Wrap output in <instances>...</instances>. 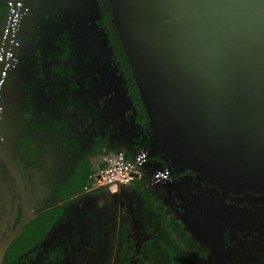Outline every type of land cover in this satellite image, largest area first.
Here are the masks:
<instances>
[{
	"label": "water",
	"instance_id": "obj_1",
	"mask_svg": "<svg viewBox=\"0 0 264 264\" xmlns=\"http://www.w3.org/2000/svg\"><path fill=\"white\" fill-rule=\"evenodd\" d=\"M9 1L0 80L19 4ZM109 3L148 116V155L158 153L172 172L194 171L218 187L264 192V0ZM0 159L23 195L16 167L1 147ZM226 160L246 172L230 165L229 171L244 175L227 173V165L218 163ZM13 235L0 241V257Z\"/></svg>",
	"mask_w": 264,
	"mask_h": 264
},
{
	"label": "flooded vegetation",
	"instance_id": "obj_2",
	"mask_svg": "<svg viewBox=\"0 0 264 264\" xmlns=\"http://www.w3.org/2000/svg\"><path fill=\"white\" fill-rule=\"evenodd\" d=\"M81 1L86 2L87 0H24L23 13L17 19L18 28L15 32L16 36L12 41V43L18 42L16 44V49H18L17 55L11 53V44L7 54V59L9 58L8 61H10L11 65L9 64V70L6 73L8 76L5 77L3 85L0 88V93H2V95L4 94L3 96H8L12 99L11 103H9L8 107H5L4 110L15 108L17 100L18 102L20 101L19 97H22L24 93V81H28L32 78L39 80L40 68L37 64L38 61L35 62V59L27 58V56L30 55V41L24 35L20 37L22 29L27 30L28 28L32 34V26L45 17L46 11L64 9L65 12L66 10L72 12L71 17H69L67 21L70 24V28H72V32H74L76 28H78L77 22L81 15V9L84 7V4H80ZM37 12L40 13L37 19L30 17L31 13L33 16L34 13ZM24 16H27V18L22 20ZM61 17L62 15L59 16L58 21L46 20V26L37 33V35H40V43L43 46L49 48L55 46L50 45L48 41L51 38H54L56 41V36L59 31L65 28L61 27L67 21L63 22ZM90 19L92 21L94 20V14L92 12L89 16V20ZM2 26L3 20L0 18V37ZM58 29L60 30L58 31ZM35 40H37V38ZM67 46L68 54L66 61H68L73 68L74 75L76 76L75 86L78 87V90L74 93L79 95L81 99L79 106L75 108H64V110H71L67 112V115L72 124L71 130L74 136L85 139L86 133L89 135L91 133L102 132L104 127L109 129V133L107 134V138H109L108 142L102 145L98 153L89 158L90 173L88 174V178H91L94 171L102 167L101 164L92 166V158H96L99 155L103 156L104 166L107 164L108 156L114 152L120 151V149L117 148V143L113 138V126L111 127L104 123L103 117L99 118L98 114H96L98 108L92 96L93 74L89 78L87 77L86 72L82 71L73 59L69 44ZM7 59L5 66H8ZM4 69H6V67H4ZM48 87L52 88L51 84H48ZM41 88H43V86L36 84L31 88L32 94L40 103V105H38V110H54L48 104L44 105V103L47 95H49L50 99L55 98V92L50 94ZM41 105L44 109L40 107ZM6 113V111L5 113L2 111L0 112V147L4 153L9 156L14 167H16L22 182L23 195L18 192L14 174L0 159L1 179L7 181V189H9V214L5 219L7 227L5 230L0 231V241L6 239L11 232H14L11 240L3 249L0 257V264H114L118 252V223L122 206L130 213L132 221L131 230L133 231L135 239L134 251L129 254L126 264H129L133 259H135V264H138L141 261L139 256L140 245L144 240L150 237V234L143 229L134 215V202L132 198L129 197L130 194L121 195L116 200L111 198L109 191L103 187H92L91 184L84 185L81 191L75 192L74 195L66 199L69 202L63 204L57 201V204L61 206L58 211L60 218L56 223H51L42 236L39 238H32L31 235L34 232L33 225L23 231L24 226L27 225L28 222L34 220L41 212L54 206H52L53 204L41 206L42 198L45 196L47 197L49 191L41 185L44 181L38 180L36 168H33L35 177L32 179L34 180L31 184H27L21 174L18 163L15 158L12 157L8 149L11 119ZM3 135L6 137L4 140L2 139ZM136 137V143L132 144L135 149L139 148V144H142L145 140V138H140L138 135H136ZM124 144H126V142ZM128 154H130V151H128V149L124 150V157L128 156ZM152 159L159 163L156 158ZM161 167V174H163L166 172V166ZM136 168L133 172H136L137 176L131 178H139L143 183L145 179L144 174L138 171L139 167ZM176 179L188 184L189 189H187L183 195H175L172 200L165 198L168 204L174 202L172 204L174 207L170 208L163 199H158L161 201L163 200L162 202L168 208L169 212L178 217L179 221L184 226L183 229L185 233L189 234L194 240L193 250L195 257L190 264H219L220 257H222V264H228V262L231 264L230 251L237 254L243 250L246 257L250 259L246 264H264L263 193L246 190L233 193L227 189L215 186L210 183L207 178H196V173L189 171L170 172L167 180L172 183L171 185H174ZM102 191H105L106 195H104ZM202 193L207 197V200L212 202V205H215L216 201L220 205L218 207H212V211L215 214L214 217L218 224V229L216 231L214 229L216 224L213 225L210 230L212 235L208 229H203L196 224L188 228V225L183 220V215L186 217L185 211L191 213L188 209H191L189 202H191L192 199L205 201L204 198L200 196ZM27 195L29 196V205L26 201ZM50 196V202L56 200L54 194L51 193ZM105 196L107 197L106 199L104 198ZM137 197L138 195L136 196L135 194V201L139 200V197L138 199ZM156 197L158 196L156 195ZM123 198L124 201L122 200ZM112 199L115 203L112 202ZM111 205H114V213H108L107 211V207L109 209ZM2 209L0 208V217L3 215ZM28 210L33 214L31 218L26 217ZM88 213H90L89 220L87 218ZM101 216L113 217V220L107 222V226L104 229H102L101 226ZM133 219H136L139 227L133 224ZM204 230L206 234L202 235ZM208 232L210 234H208ZM29 236H31L30 240L33 241L28 245L27 241L29 240ZM138 240H140V243L136 251V242ZM13 242H15L14 246L10 248ZM254 247L256 248V252H252ZM227 256H229V259Z\"/></svg>",
	"mask_w": 264,
	"mask_h": 264
},
{
	"label": "trees",
	"instance_id": "obj_3",
	"mask_svg": "<svg viewBox=\"0 0 264 264\" xmlns=\"http://www.w3.org/2000/svg\"><path fill=\"white\" fill-rule=\"evenodd\" d=\"M87 2L91 5V12L94 14V20H90V23L96 24L97 31L104 38L109 60L120 78V86L127 99V107L132 110L131 118L137 127L135 135L145 138L143 143L139 144V148L146 152L151 147L148 116L112 22L109 0H87ZM87 2H84V4L87 5ZM9 5V0H0V18L3 20L0 47L9 14ZM23 9L24 0H19L17 19L23 13ZM64 13V9L46 11L45 17L32 26V34L28 28L27 30L22 29L20 37L24 35L30 41V55L27 58L35 59V62L38 61L37 64L40 68L39 80L32 78L23 82L24 93L22 97H19L20 101L17 100V106L15 105V108L11 110L4 109L8 107L12 99L0 93V112L5 113L6 111L7 116L11 119L8 149L18 163L27 184H31L34 180L32 179L35 177L33 168H36L38 180L44 181L41 185L49 191V195L42 198L41 206L43 207L46 204H53L52 206H54L41 212L34 220L24 226L23 231L33 225L32 238H39L51 223H56L59 220L58 211L61 206L57 204V201L63 204L69 202L66 200L67 198L74 195L75 192L81 191L84 185L91 184L92 179L88 178L90 173L89 158L98 153L102 145L109 140L107 138L109 129L105 127L102 132L89 135L83 132L86 133L85 139L74 136L71 130L72 124L67 115V112L71 110H64V108L79 106L81 99L79 95L74 93L78 90V87L75 86L76 76L72 66L66 61L69 42L65 29L56 36L53 48L43 46L40 43V35H37L40 29L46 26V20L58 21L59 16ZM17 28L16 20L13 39L16 36ZM36 38L37 40H35ZM8 60L9 58L7 59L8 66H5L6 69L2 73L0 88L5 77L8 76L6 74L9 70ZM35 84L43 86L41 89L47 93L52 94L55 92L56 97L50 99L47 95L44 103V105L48 104L54 110H38L40 103L31 92V88ZM48 84H51L52 88L48 87ZM40 107L43 108L42 105ZM4 138L6 137L3 135L2 139L4 140ZM149 158H156L160 166H165L167 162L160 155L157 156V153H152L147 157V159ZM185 171L195 173L190 170ZM130 182V189L135 190L134 193L130 192L129 195L134 202V215L143 229L150 234V237L140 245L139 256L141 261L138 264H190L195 257L194 240L189 234L185 233L184 226L178 217L169 212L165 204L156 197L150 186H143L139 178H131ZM227 190L233 193L246 190L264 194L261 190L248 188L235 191ZM51 193L55 195L56 200L50 202ZM135 194L139 197L138 201L134 200ZM122 200L124 201V198ZM112 202L115 203L113 199ZM107 211L108 213H114V205H111L109 209L107 207ZM89 217L90 213L87 214L88 220ZM100 220L102 229H104L107 222L112 221L113 217L101 216ZM131 223L130 213L122 206L118 223V252L114 264H126L129 254L134 251L135 239L131 230ZM31 236L27 241L28 245L33 241L30 240ZM14 243L10 245V248L14 246Z\"/></svg>",
	"mask_w": 264,
	"mask_h": 264
},
{
	"label": "rangeland",
	"instance_id": "obj_4",
	"mask_svg": "<svg viewBox=\"0 0 264 264\" xmlns=\"http://www.w3.org/2000/svg\"><path fill=\"white\" fill-rule=\"evenodd\" d=\"M84 2L85 1H81L80 4L83 5ZM87 5L84 4L83 9H81V15L77 22L78 28H76L74 32H72V28H70V24L67 21L69 16L72 15V12L67 10L61 17L63 22H67H65V24H63L61 28L65 27L64 29L65 34L68 38L69 49L72 50L73 59L78 64L79 68L82 71L86 72L88 78L93 74L94 78L92 84V96L94 97L96 107L98 108V110H96V114H98L99 118L103 117L104 123L110 125L111 127L113 126V138L117 143H115L118 146L117 148L120 149V151L124 153V150L128 149V151H130V155H132V161L136 160L140 156L141 165L139 166L140 168H138V171L144 174L145 179L143 181V186H150L151 190L158 196V198L163 199L170 208H173L174 205L172 204L174 202L168 204L166 199L172 200L175 195H183L184 192L189 189V186L188 184H185L180 180L178 181L177 179L174 181V185H171L172 183L168 181L167 178L170 172H172V164L166 162V172L161 174L162 167L152 158L147 159V157L149 156L148 154L150 153L149 151L144 152L143 150H140L137 152V150L132 146V144L136 143L137 141V137L135 135V129H137V127L131 118L132 110H129V108L127 107V99L125 98L120 87L119 75L108 60V53L106 45L104 43V38L97 31L96 24L90 23L91 19L89 20V16L91 14L92 8L88 2ZM39 15V12L34 13L33 16L31 13L30 17H33V19H37ZM26 18L27 16H24L22 17V20ZM60 29H58V31ZM17 43L18 42L11 43V53L13 55H17ZM48 43L50 45H55V39L51 38ZM125 142L126 144H124ZM157 156H159L158 153ZM218 163L227 165V168L222 167L227 169V173H234L236 175L242 176L244 175L243 172H246L243 167V169H240L234 161L226 160L224 162L220 161ZM245 163L253 164L251 162ZM229 165L233 167H238L243 172L229 171ZM252 166L255 168L254 164ZM7 186V181H3L0 175V208H3V215L0 217V231L5 230L7 227L5 221L9 214V189H7ZM132 193H134V191ZM118 195H125V191L121 190L120 194ZM200 196L201 198H204L205 201L192 199V201L189 202V206L191 209H188L189 211H191V213L185 211L186 217L183 215V220L188 225V228H191L193 224H196L197 226L202 227L203 229L206 228L209 231L212 229L213 225L216 224L214 227L216 231L218 229V224L216 218L214 217L215 214L212 211V207H218L220 205L216 201L215 205L213 204V206L212 202L207 200V197L204 196L203 193L200 194ZM117 198L115 199L117 200ZM26 201L29 205L28 195ZM32 216L33 214H31L30 210H28L26 217L31 218ZM202 233V235H205V230ZM210 233L208 232V234ZM252 252H256L255 247ZM220 258H218L220 259L219 264H222V257ZM227 258L229 259V256H227ZM230 259L231 264H246L250 260L244 254V250L237 254H234L233 251H230Z\"/></svg>",
	"mask_w": 264,
	"mask_h": 264
},
{
	"label": "built area",
	"instance_id": "obj_5",
	"mask_svg": "<svg viewBox=\"0 0 264 264\" xmlns=\"http://www.w3.org/2000/svg\"><path fill=\"white\" fill-rule=\"evenodd\" d=\"M140 165V156L136 160L129 161L121 151L114 152L108 156L104 167L94 171L91 176V186L107 189L110 197L115 199L120 189L131 179V172Z\"/></svg>",
	"mask_w": 264,
	"mask_h": 264
},
{
	"label": "crops",
	"instance_id": "obj_6",
	"mask_svg": "<svg viewBox=\"0 0 264 264\" xmlns=\"http://www.w3.org/2000/svg\"><path fill=\"white\" fill-rule=\"evenodd\" d=\"M137 150V152L138 151H140L141 150V148H137L136 149ZM132 156V155H131ZM130 156V154H128V156H125V158L126 159H128L129 161L131 160V157ZM133 158V157H132ZM103 156H101V155H99L98 157H96V158H92V160H91V164H92V166H95V165H99V164H101L102 165V167H104L103 166V164H104V161H103ZM140 168V167H139ZM130 184H131V182H130V180H129V182H128V184H126L124 187H122L121 189H120V191L122 190V191H125V195H128V194H130V192H133L134 190H132V189H130ZM120 191L118 192V194H120ZM117 194V197L119 196ZM117 197H115V198H117Z\"/></svg>",
	"mask_w": 264,
	"mask_h": 264
}]
</instances>
